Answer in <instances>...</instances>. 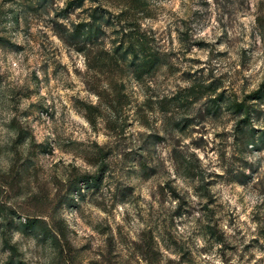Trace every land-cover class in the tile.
<instances>
[{"label":"clouds","instance_id":"1","mask_svg":"<svg viewBox=\"0 0 264 264\" xmlns=\"http://www.w3.org/2000/svg\"><path fill=\"white\" fill-rule=\"evenodd\" d=\"M68 3L69 0H50L36 16L26 12L28 0H10L7 3L0 0V10L6 14L8 21L0 25L6 30L0 32V36L23 48V51H16L0 45V77H3L0 82V202L11 197L6 200L8 207L28 208L29 199L41 195L42 190L55 191L75 176H94L103 164H109L111 168L123 161L124 154L138 149L147 137L153 139L136 157V162L124 169V173L132 170L140 174L139 156L149 157L151 153L147 167L156 169V174L146 180L138 175L127 179L119 168L115 172L109 171L104 175L103 186L95 198H92L94 188L89 191L87 185L80 184V192L88 198L81 202L79 193L72 198L79 208L64 201L54 217H42L50 226L53 221L57 224L63 222L68 243L64 242L59 230L53 231L61 242V247L57 249L43 234L25 236L22 230L13 228L7 234L8 248L4 247L5 237H0V264L13 257L12 248L19 254L15 257L19 264H71L70 256L74 252H69V244L73 250L86 244H91L94 249L103 244L106 237L100 236L98 227L110 228L107 235L115 238L117 253L122 259L135 254V259H129L128 264H137V261L148 264L142 253L136 252V245H143L144 234L148 232L155 241L158 264H189V260L182 259L184 253L176 245L191 253L192 264H264V236L260 235L264 222L255 220L256 215L264 220V148L253 151L256 145L249 143L247 151L238 150L240 146L234 143V128L244 117L232 119L227 111L229 104L222 103L223 115L219 122L206 117L204 123L188 124L184 131L177 127L167 128L166 131L167 120L173 114L162 112L159 104L166 96L172 98L177 91L176 85L182 89L193 87V81L180 79L189 68L193 72L204 69L203 75L207 77L211 68L215 67L213 79L227 73L224 86L218 88L217 93L228 89L231 95L235 91L238 102L258 91L264 84V28L258 23L264 18V0H219V3L217 0H141L140 9H134L131 0H98L95 3L84 0V6L75 7L68 13L67 19L57 18V13L64 11ZM96 8L111 13L113 22V27L100 24L101 29L109 34L103 51L112 54L114 45L111 40L116 39L111 36L113 31L120 32L123 28V35L138 28L148 37L155 33L158 41L163 36V51L177 53L172 64L181 71L170 77L166 84H161L168 72V66L164 65L155 79L145 76L141 83L135 79L134 70L125 61L118 60L127 73L121 78L125 85L123 95L128 96L131 103L123 109H116L115 92L107 74L90 68L89 57L68 48L55 30V25L50 23L55 21L72 32L73 24H92V17L85 10L90 12ZM125 12L130 13L129 17L117 23L116 17ZM12 13H22L19 28L12 19ZM194 13H199L201 18L197 19ZM25 16L32 22L27 26V34ZM108 19L109 16L105 15L104 20ZM185 23L190 25L191 30L184 26ZM129 24L134 27H129ZM184 32H188L193 45L190 52L181 43L180 37ZM225 36L226 39L218 44ZM197 42L209 47H195ZM225 52L228 53L226 59H213ZM53 57L67 71L62 70L56 79L50 77L45 84L46 74L42 65L49 63L50 73ZM132 60L129 54L128 61ZM185 60L200 63L188 64L184 63ZM33 73L40 81L39 95H21L16 97L18 102L13 103L14 93L22 89L35 90ZM93 77L99 80L98 84ZM204 82L207 85L212 80ZM93 84H96L95 88L91 87ZM153 92L157 95L153 96ZM212 98L215 99V96ZM149 99L154 101L152 110L146 107ZM208 99L205 95L194 103L193 111L188 113L187 118L191 119L196 114L195 109ZM40 103L53 115L39 114L43 123H33V116L23 114L35 111L32 105ZM248 103L256 105L259 101L249 100ZM89 108L97 110L92 119H89ZM138 108L143 109L146 123L136 115ZM260 108L264 110V104ZM125 117L131 127H126L122 135H117L113 126L119 129L124 125ZM184 118L183 114L174 117L176 121ZM14 119L22 127L31 126L34 141L32 137L26 138L14 148L19 135L16 129L10 127ZM252 127L261 128L264 124L253 122ZM221 133L227 134L226 139L216 138ZM157 135L163 137V141L156 140ZM34 142L36 145L47 142L51 155L35 150ZM117 144L119 151H114L106 160H95L101 150L107 152L115 149ZM34 151L36 155L34 167L30 169V180L38 187L35 192L25 190L17 195L11 184V178L22 171L17 161H22ZM190 165H195L203 173V181L200 175L192 179L187 174ZM212 173L215 175L210 177ZM217 177L220 179L217 180ZM210 179L216 180V183L207 188V195L198 192L197 189L203 183H209ZM117 182L135 191L114 201ZM169 185L178 196L197 208L191 217H173L174 225L162 222L181 207V200L173 198L172 191L167 187ZM161 187L164 188L163 197ZM209 198L215 203H209ZM205 205L215 213L213 217L209 218L208 212L199 210ZM14 222L26 223V220L22 218ZM0 223H4L3 218H0ZM209 226L217 228L224 237L223 242L211 239L206 231ZM118 228H123V234L118 232ZM3 231L0 229V232ZM166 232L176 242L175 245L169 242ZM253 241L258 243L252 244ZM225 244L232 245L235 251L226 250ZM248 245L251 247L245 251Z\"/></svg>","mask_w":264,"mask_h":264},{"label":"rangeland","instance_id":"2","mask_svg":"<svg viewBox=\"0 0 264 264\" xmlns=\"http://www.w3.org/2000/svg\"><path fill=\"white\" fill-rule=\"evenodd\" d=\"M5 3L10 2V0H4ZM50 0H28V7L26 8V12H31L36 16H39L42 9H45V4L49 3ZM93 2H98V0H93ZM132 6L134 9H140L142 7L141 0H131ZM219 3V0H217ZM84 0H69L68 7L62 11L57 13V18L63 17L64 19L68 18V13L73 11L75 7H83ZM87 14H90L93 20L92 24L81 23L79 25L73 24L72 28L74 29L72 32H69L68 28L63 25L56 24L55 21L53 23L55 25V30L59 32L61 37L64 39L65 44L68 48H74L77 52H81L86 54L89 57V67L93 69H99L102 74L106 73L107 78H109L112 82V88L115 92L114 100H115V108L123 109L128 104L131 103L128 96L123 95L125 91V85L121 81V78L127 75L125 69L121 67L119 61H125L128 64L130 69L134 70L135 79L143 83L144 77L148 76L151 79H155L158 72H160V68L164 65L168 66L167 74H164V80L160 81L161 84H166L170 77L174 76L177 72H180L181 69L175 67L172 64V60L177 58V53L175 52H164V45L161 43L164 37H160V41L155 39V33L152 34V37H148L139 32L138 28L134 32H129L121 35L123 32V28H121L120 32L113 31L111 36H115L116 39L111 40V43L114 45V49L111 55L108 52L103 51L104 41L109 39V34L104 32L100 24L103 23L106 27H113V22L111 18V13H108L106 10L101 8H96L94 10H85ZM22 13H12V19L16 23L17 28L20 25V16ZM109 16L108 20H104V16ZM130 13L125 12L121 16L116 17L117 23L120 20H123L129 17ZM194 16L197 19H200L199 13H194ZM6 14L0 10V25L7 23ZM195 22V21H192ZM32 23L28 20L27 16H25L24 24H25V32L27 34V26ZM258 23L261 28H264V18H261ZM129 27H134V25L129 24ZM186 28L190 29V25L185 23ZM15 30V29H14ZM6 31L3 28H0V32ZM103 38V39H102ZM181 43L185 46L188 52L191 51L192 44L190 43V37L188 36V32H184L181 34ZM225 37L221 38V41L217 43H221ZM0 45L5 46L6 49H13L16 51H23V48L11 44L8 39L4 36H0ZM43 47V45H41ZM195 47L198 48H206L208 45L203 42H197ZM131 54L133 60L131 62L128 61V56ZM228 53H219L217 56H214L213 59L220 58L226 59ZM142 57V59H141ZM136 61H140V63H136ZM184 63L188 64H199L200 61H187ZM52 70L49 73V63H44L42 65V70L45 72V80L44 83L47 84L49 78L56 79L60 76L61 71L66 72L67 70L63 68V66L57 61L54 57L51 59ZM216 71L215 67L211 68L207 77H204V69H199L196 72H193L191 68L188 71H184L182 77L180 79L183 80H191L193 81V87L190 89H182L179 85H176L177 91L169 99L167 96L159 101L160 109L162 112L169 113L171 112L173 115L169 117L167 120V128L177 127L182 131L186 130L188 124L192 123H204L206 117H210L211 121L219 122L221 116L223 115L220 104L228 103L229 107L227 109L228 112L231 113V118L235 119L239 116H243L244 119L238 120L235 128V145L240 146L238 150L247 151V145L249 143L255 144L256 147L253 151H260L264 148V127L261 128H253L252 123L264 124V110L260 108L261 104H264V96L263 98H259L261 93H264V84H262L258 91L260 93L255 94L257 91L253 92L251 95L245 96L243 102H238V98L236 97L235 91L229 95L228 89H225L223 92L217 93L218 88H223L224 80L227 78V73L220 76L219 78L213 79V73ZM33 83L36 84L35 90L31 89H22L20 92L14 93L13 103H17L16 97L18 96H30L32 94L39 95L40 81L35 77V73H33ZM93 79L96 81V84L99 83L95 77ZM211 79L212 83L205 84V80ZM3 81V77H0V82ZM96 84L91 85V87L95 88ZM153 96H156L157 93L153 92ZM207 95L209 99L202 105H200L199 109H195V115L192 116L191 119L187 118L188 113L193 111V104L199 101L203 96ZM215 96V99L212 97ZM249 100H257L259 104L252 105L249 104ZM154 101L149 99L146 103V107L149 110H152V105ZM243 103L244 106L248 107L247 114L244 111L238 112L235 109V104ZM32 109L29 112H25L24 116H33V123L39 122L43 123L41 120V116L39 114H47L53 115L49 112V108L45 107L43 103L38 105H32ZM15 110V109H13ZM96 109H88L89 119H92L94 113H96ZM143 109L138 108L136 115L141 118L143 122H147L146 119L142 115ZM184 115V119L182 121H176L174 117L176 115ZM254 118V119H253ZM93 123L95 121L93 120ZM12 129H16L19 132L18 138L15 141V145L23 143L26 138L33 137V130L31 126L27 128L22 127L19 123L14 119L12 124L10 125ZM126 127H131L127 123V117H125L124 125L117 129L113 126V131L117 133V135H122ZM203 130V129H201ZM227 134L221 133L217 135V139H226ZM259 138V142H257ZM153 137H147L144 140V144L140 145L138 149H135L132 153H125L123 156V161L119 163H115L111 168L109 164H103L101 169L96 175H83V176H75L70 179L66 185H60L57 187L55 191H43L39 196H34L29 199L28 208L24 207H8L6 200L11 197H6L4 202H0V218H3L4 223H0V229H4L3 232H0V237H5L4 239V247L8 248V240L7 234L8 232L16 228L17 230H22L25 236H39L41 234L44 235L45 238H50L54 247L59 249L61 247V242L57 239L55 235H53L54 230H59L61 236L64 239L65 243H68V238L65 235V228L63 226V222L57 224L56 222H52L51 226L49 222L45 221L42 217L44 215H48L50 218L54 217L60 204L64 201H67L70 206H75L79 208V205H75L73 201V197L79 193L80 201L84 202L88 197H86L83 193L80 192L79 185L85 184L88 186V190L91 191L93 188L95 189L92 192V198H95L97 194L100 193V188L103 186V178L104 175L109 171L115 172L117 168H119L121 173H124V169L127 168L130 164L136 162V157L139 155L141 151L147 146L148 142L152 140ZM155 139L158 141H163V137L155 136ZM223 148V145L221 146ZM33 148L38 150L40 153L51 155V149L48 146L47 142L41 145H36L33 143ZM114 151H119V144L116 145L115 149H110L107 152L101 150V153L95 157V160L99 162L100 160H106L109 155H112ZM36 152L29 153L27 158H24L22 161H17L21 168V172L17 173L11 178V184L15 189V194H20L25 190H29L31 192H35L37 189V185L32 183L30 177L32 176V172L30 169L34 167V158ZM151 159V153L149 157L139 156L141 173L136 174L134 171L130 170L124 173L127 179H131L134 175H138L141 179H149L150 175L156 174V169H149L147 167L148 162ZM221 159L223 160V152L221 153ZM225 163H227L225 161ZM192 179H195L196 175H200L201 180L203 181V173L199 172L195 165H190L187 173ZM231 170L229 169V175H231ZM215 174H210L214 176ZM243 175V174H241ZM114 177H110L112 179ZM217 180L220 177L216 178ZM233 179H238V177H233ZM247 179H250L247 178ZM216 183V180H211L209 183H203L200 188L197 189L198 192L202 191L205 195H207V188L211 187ZM172 191L173 198L181 200V207L177 209L175 213H172V216L168 218L167 221H162L165 224L174 225L175 221L173 217H179L181 215H187L191 217L192 214L197 211V208L193 207L188 203V201L184 200L182 197L178 196L174 189L170 188V185L167 186ZM135 191L134 188L127 187L120 182L116 184V191L113 195V200L116 201L117 198L123 199L126 195L130 196L131 193ZM161 195L163 197L164 188H160ZM209 203H215L214 200L209 198ZM115 204H113V207ZM202 212H208L209 218L213 217L215 213L211 211L207 205H205L202 209H199ZM14 218V219H13ZM26 220V223L16 224L15 221ZM255 220L258 222H264L259 215L255 216ZM199 223V221H198ZM100 233L101 237H106L101 246L97 248H93L91 244H86L82 246L80 249H75L71 247L69 244V252L73 253L70 256L71 264H128L129 259H135V254L132 256L122 259L117 253L116 249V240L113 236L107 235L110 232V228L106 227H98L97 229ZM206 231L209 233L211 239L216 240L218 242H223L224 237L221 233L217 231L216 227H206ZM118 232L123 234V228H118ZM169 237V242L175 245V241L171 238L169 233H165ZM260 235L264 236V228L260 229ZM44 243V240L40 241ZM258 241H253L252 244H257ZM180 248V251L184 253L182 259L189 260V264L191 262V253L185 251L184 248L176 245ZM251 245L245 247V251H248V248ZM155 241L152 238L151 232L144 234L143 245H136V252L142 253V258L148 261V264H158V253L154 251ZM225 249L230 251H235V248L232 245L225 244ZM13 252V257H10L4 264H19V262L15 259L17 255L15 248L11 249ZM81 253H89L90 255L81 256ZM61 260L63 259V252L60 253ZM243 259V257H241ZM139 264V261H137Z\"/></svg>","mask_w":264,"mask_h":264},{"label":"trees","instance_id":"3","mask_svg":"<svg viewBox=\"0 0 264 264\" xmlns=\"http://www.w3.org/2000/svg\"><path fill=\"white\" fill-rule=\"evenodd\" d=\"M258 93H260V91H257L256 93H254L253 96H254L255 94H258ZM263 96H264V93H261V95H260L259 98H263ZM235 109H236L238 112H240V111H244V112L246 113V116H247V117L249 116V114H247L248 107H247V106L245 107L243 103L235 104Z\"/></svg>","mask_w":264,"mask_h":264}]
</instances>
